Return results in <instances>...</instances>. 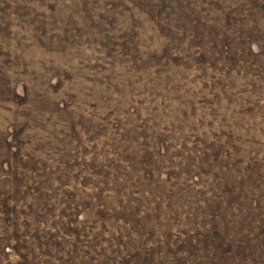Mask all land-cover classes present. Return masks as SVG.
I'll list each match as a JSON object with an SVG mask.
<instances>
[{"label": "rangeland", "instance_id": "rangeland-1", "mask_svg": "<svg viewBox=\"0 0 264 264\" xmlns=\"http://www.w3.org/2000/svg\"><path fill=\"white\" fill-rule=\"evenodd\" d=\"M0 264H264V0H0Z\"/></svg>", "mask_w": 264, "mask_h": 264}]
</instances>
